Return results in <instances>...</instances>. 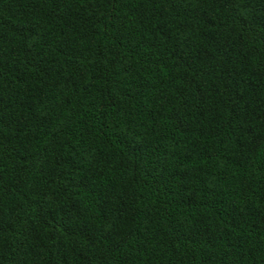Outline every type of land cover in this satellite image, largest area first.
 Masks as SVG:
<instances>
[{"label":"trees","instance_id":"16d2710c","mask_svg":"<svg viewBox=\"0 0 264 264\" xmlns=\"http://www.w3.org/2000/svg\"><path fill=\"white\" fill-rule=\"evenodd\" d=\"M0 264H264V0H0Z\"/></svg>","mask_w":264,"mask_h":264}]
</instances>
